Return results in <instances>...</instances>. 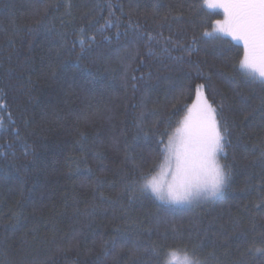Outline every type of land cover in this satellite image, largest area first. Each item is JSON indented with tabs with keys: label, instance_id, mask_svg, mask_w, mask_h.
Returning a JSON list of instances; mask_svg holds the SVG:
<instances>
[{
	"label": "trees",
	"instance_id": "1",
	"mask_svg": "<svg viewBox=\"0 0 264 264\" xmlns=\"http://www.w3.org/2000/svg\"><path fill=\"white\" fill-rule=\"evenodd\" d=\"M70 2L69 9L68 0H0V264H94L110 240L117 253L103 264H132L127 247L120 251L128 241L156 251L197 249L201 258L215 250L211 264H264V254L249 253L253 241L260 247L264 240V85L234 68L243 49L230 37L228 44L205 38L191 57L165 44L169 37L189 43L223 13L202 7V0ZM170 9L175 19L161 22ZM189 60L212 74L216 92H206L209 101L224 103L228 187L213 201L183 209L150 195L127 213L110 206L124 166L113 138L132 142L141 111L150 129L167 120L174 104L191 103L196 84L205 81ZM182 117H172L173 131ZM156 147L151 136L141 138L131 154L145 164ZM97 177L105 182L93 200ZM76 232L81 243L69 250ZM137 264H155V257L142 250Z\"/></svg>",
	"mask_w": 264,
	"mask_h": 264
},
{
	"label": "snow or ice",
	"instance_id": "2",
	"mask_svg": "<svg viewBox=\"0 0 264 264\" xmlns=\"http://www.w3.org/2000/svg\"><path fill=\"white\" fill-rule=\"evenodd\" d=\"M201 6L222 9L223 20H214L211 31L205 30L199 37L194 34L187 44L173 41L171 37L165 40V44H172L191 57L198 51V45L201 42H208L205 38H213L220 44H228L230 42L224 37H230L231 42H234L238 48L242 46L243 49V54L234 68L254 80L258 79L264 85V0H202ZM67 7L71 8L70 0ZM109 7L111 8V5ZM153 11L159 15L158 8L154 7ZM170 17L175 19L172 17L171 9L160 20L166 23ZM91 23L89 21V24ZM111 23L109 19L105 22V26ZM135 27L138 28L139 25ZM83 31L84 29L81 28L80 32L83 33ZM91 39L94 41L95 36ZM147 39L151 43L155 37L149 34ZM177 59L183 62L184 56L181 55ZM188 63L195 71L197 78L205 81V83L196 84L195 96L191 103L181 108H177L174 104L173 112L167 120L157 121L150 129L145 128L147 113L141 111L135 121L136 132L132 142L125 138L121 145L118 139L113 138L111 147L116 153H123L124 166L118 169L120 190L114 200L108 201L110 206L119 205L127 213L135 200L150 195L162 206L183 209L185 206L190 207L212 201L228 187L231 179V165L221 163L222 158H227L226 147L230 143L228 122L223 117L224 103L222 101L214 104L208 99L206 94L208 90L216 92L212 83V74L205 72L199 63L193 64L190 60ZM132 80L135 81L136 77L133 76ZM232 82V80H225V83ZM132 87L135 88V83ZM182 97L183 93L181 97H177V102ZM261 103L264 104V98H261ZM180 113H183V117L176 122L173 131L172 117ZM152 114H155V110ZM161 123L164 124L163 130H161ZM124 135L126 137V133ZM149 136L156 140L155 155L151 162L137 164L136 158L131 154L133 144ZM100 155L97 153V157ZM261 155L264 156V152ZM161 159L162 163L159 162ZM129 164L132 165L131 168L127 167ZM100 171L104 172L106 169L102 168ZM104 182L100 177L93 182V200L96 199ZM100 199L107 198L100 194ZM95 209L96 205L93 203V212L89 213L86 209V214H93ZM173 231L176 229L173 228ZM81 235L80 232L73 234L68 242L69 250L79 247ZM237 238H242V234H238ZM260 244L262 246L256 247V242L253 241L249 253L264 254V240L260 241ZM108 245L111 247L109 248ZM125 247L128 249L132 264H137V257L142 250L149 251V254L155 257V264H211L217 259L215 250L201 258L197 254V249L189 251L187 247H168L156 251L149 250L146 246L142 248L139 241H128L120 246V251H123ZM203 247L204 245L201 244L199 250L203 251ZM213 248L215 249V246ZM87 251L91 252V249ZM114 253H117L116 241H105L102 246V256H97L94 264H103V258Z\"/></svg>",
	"mask_w": 264,
	"mask_h": 264
},
{
	"label": "rangeland",
	"instance_id": "3",
	"mask_svg": "<svg viewBox=\"0 0 264 264\" xmlns=\"http://www.w3.org/2000/svg\"><path fill=\"white\" fill-rule=\"evenodd\" d=\"M210 9H213V10H218V11H221L222 13H223V11H222V9H219V8H210ZM224 16V15H223ZM224 18V17H223ZM223 20V19H222ZM219 197V196H218ZM217 197V198H218ZM216 199V198H215ZM214 199V200H215ZM213 201V200H212ZM205 202H209V201H205ZM202 203H204V202H202ZM202 203H200V204H202ZM196 205H199V204H196ZM196 205H192V206H196ZM192 206H190V207H192ZM185 207H189V206H185Z\"/></svg>",
	"mask_w": 264,
	"mask_h": 264
}]
</instances>
